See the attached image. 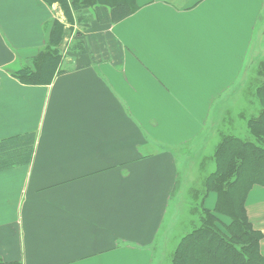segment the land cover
Returning <instances> with one entry per match:
<instances>
[{"label":"crops","instance_id":"obj_1","mask_svg":"<svg viewBox=\"0 0 264 264\" xmlns=\"http://www.w3.org/2000/svg\"><path fill=\"white\" fill-rule=\"evenodd\" d=\"M139 3L115 24L93 21L86 51L71 52L52 83L27 84L15 73L48 45L62 10L0 0V140L36 134L30 164L0 171L3 264L162 256L185 151L209 135L260 52L264 0ZM246 210L264 236V186Z\"/></svg>","mask_w":264,"mask_h":264},{"label":"trees","instance_id":"obj_2","mask_svg":"<svg viewBox=\"0 0 264 264\" xmlns=\"http://www.w3.org/2000/svg\"><path fill=\"white\" fill-rule=\"evenodd\" d=\"M58 4L69 22L77 20L84 29L93 21L115 24L136 11V0H44ZM65 25L54 19L48 45L15 75L27 84H50L61 63L60 45ZM79 41L75 46L85 51ZM261 114L249 121L255 139L225 137L215 152L216 169L207 178V189L217 195L213 210L199 227L185 235L175 250L172 264H264L260 250L263 234L255 230L246 210V200L254 185L264 186V89H260ZM36 134L28 133L0 140V171L30 164ZM228 220L225 221L223 218ZM0 264L3 262L0 260Z\"/></svg>","mask_w":264,"mask_h":264},{"label":"rangeland","instance_id":"obj_3","mask_svg":"<svg viewBox=\"0 0 264 264\" xmlns=\"http://www.w3.org/2000/svg\"><path fill=\"white\" fill-rule=\"evenodd\" d=\"M139 1L136 0V5L140 4ZM175 1L181 6H186L198 0ZM57 6L60 7L58 4ZM56 19L65 25L66 30L64 40L60 45L61 63L58 70L61 71L63 66L69 68L73 65L71 63L63 65L66 57L73 51L82 50L81 46H75L76 43L80 41L86 49L84 31L89 28L84 29L82 23L77 20L69 22L63 11L62 15ZM258 47L260 52L255 61L246 67L240 85L225 97V103L209 135L195 142L191 150L185 151L188 163L174 194L176 212L172 213L167 224L164 249L157 264H172L180 241L195 227L201 225V220L206 215L204 210L208 208V196L211 193L216 195L215 192L208 191L206 182L209 175L216 169L215 152L222 140L227 136H237L244 140L255 139L248 128L249 121L258 117L262 112L259 93L260 89H264V41L259 42ZM224 220L228 222L226 218Z\"/></svg>","mask_w":264,"mask_h":264}]
</instances>
